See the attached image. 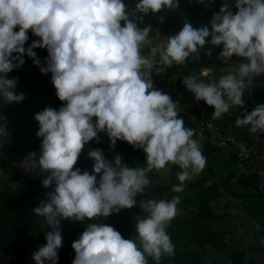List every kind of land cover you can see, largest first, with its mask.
<instances>
[{
	"label": "clouds",
	"instance_id": "obj_1",
	"mask_svg": "<svg viewBox=\"0 0 264 264\" xmlns=\"http://www.w3.org/2000/svg\"><path fill=\"white\" fill-rule=\"evenodd\" d=\"M197 2L207 8L213 0ZM177 8L179 0H136L131 8L125 0H0V98L6 103L24 99L15 92L18 80L7 78V73L25 63V54L40 66L33 51L39 48L47 50L46 64L39 70L51 73L55 96L63 102L58 109L46 106L34 114L40 155L29 152L21 161L25 171L46 173L44 187L54 186L47 200L33 209L52 226L45 233L46 243L31 254L35 264H57L63 247L61 220L88 222L71 243V264H149L148 258L159 264L162 256L175 255L166 229L179 214V195L140 199L146 215L135 218V235L129 238L103 222L137 205L138 196L151 184L149 173L178 167V183L171 191L181 193L185 182L207 165L202 135L193 138L197 132L185 126L177 102L154 86L158 66L166 70L184 65L192 54L199 59L206 43L222 46V61L227 65L236 57L238 66L229 65L209 82L186 76L182 85L213 108L214 119L230 107L239 108L243 115L236 125L248 127L252 134L264 133V103L248 111L244 99L252 82L264 76V0L222 3L210 27L194 28L185 18L178 32L159 41L150 39V24L139 26L150 13ZM156 19L163 23L164 16ZM29 32L39 39L25 47ZM205 55L211 56V51ZM100 132L106 133L110 148L124 141L142 150L144 166L129 167L118 154L109 161L96 148L87 152L94 161L91 173L76 167L85 146L100 142ZM0 134L7 135L6 125Z\"/></svg>",
	"mask_w": 264,
	"mask_h": 264
},
{
	"label": "trees",
	"instance_id": "obj_2",
	"mask_svg": "<svg viewBox=\"0 0 264 264\" xmlns=\"http://www.w3.org/2000/svg\"><path fill=\"white\" fill-rule=\"evenodd\" d=\"M135 2L125 0L130 8ZM225 2L231 5L233 0H213L207 8L197 0H179V8L191 14H213ZM33 51L41 60L40 66H45L47 51L39 48ZM24 60L23 65L7 73V78L18 80L16 87L21 89L24 99L18 103H6L0 98V127L6 125L7 129V135L0 134V170L5 178V184L0 189V264H35L31 254L46 243L45 233L52 230L44 217L36 216L33 212L35 207L40 206L38 199L43 192L42 181L46 173L25 171L8 154H20L24 159L29 152H35L38 158L40 138L35 135L38 122L34 120V114L46 106L58 109L63 102L55 96L51 73L42 74L40 66L33 64L26 54ZM27 67L32 68L33 72H27ZM182 107L192 109V104ZM247 110L251 111L252 108L247 107ZM179 113L185 126L195 129L187 114L184 111ZM242 115L239 108L230 107L224 119L231 124L238 138L249 142L264 141V133L252 134L248 127L236 125V118ZM98 136L100 142L90 141L77 162L76 167L82 171L91 173L94 161L87 156V152L96 148L102 149L109 161L118 154L122 157V163L129 167L144 166L142 150L134 149L124 141H117L113 149L106 133L100 132ZM193 138L199 139L198 135ZM200 143L207 165L198 176L185 182L181 193L171 191V185L178 183L176 172L179 169L169 165L159 173L154 171L148 174L151 184L146 194L138 196L136 206L123 209L119 214L114 213L103 222L113 225L124 238H129L135 235V218L146 215L139 206L140 199H171L179 195V214L166 229L175 245V255L162 256L159 264H256L261 258L264 260V249L237 251L244 244V239L236 235L233 224L234 220H239L243 226V213L264 226V192L258 186V174L247 170L244 163L238 166L240 160L233 150L218 148L206 136L202 137ZM163 172H167V179L162 178ZM223 196L238 201L242 213L231 217L227 212H214L212 202ZM228 205L226 202L224 206ZM87 223L75 221L67 231L60 226L63 247L59 249L57 264H71L74 258L71 243L79 237ZM238 254H242L241 258H237ZM148 259L149 264H156L151 258Z\"/></svg>",
	"mask_w": 264,
	"mask_h": 264
},
{
	"label": "crops",
	"instance_id": "obj_3",
	"mask_svg": "<svg viewBox=\"0 0 264 264\" xmlns=\"http://www.w3.org/2000/svg\"><path fill=\"white\" fill-rule=\"evenodd\" d=\"M158 15L164 16L163 23H159L157 21L156 16ZM211 17L212 14H191L181 10L180 8H177L171 11L166 10L155 15L150 13L143 17V23H139V26L142 28L150 24L153 28V31L149 34L150 39L159 41L165 39L169 34L178 32L182 27L185 18L192 23L194 28H198L204 25H208L210 27L209 21L211 20ZM206 39L210 40L211 37ZM221 47L222 46H213L210 43H206L204 48L198 53L199 59L195 58L196 54H192L184 65H174L177 76L171 79L172 90L170 95L173 101L177 102L179 111L182 106L187 104L196 105L198 108L204 111L213 109L206 105L203 101H197L194 96L183 87L182 80L186 76L196 75L198 79L209 82L211 79H217L221 74H223L229 65L238 66L239 62L241 61L236 57L229 60L227 65L222 61V59L219 57ZM209 50L211 51V56L205 55V52ZM144 51L147 52V49ZM203 69H206L208 72H210V76L201 75ZM25 70L29 73L33 72V69L30 67H27ZM15 92L23 93L18 87L15 88ZM244 99L245 101L254 100L264 103V76L257 77L252 82L249 88L245 91ZM260 142L264 145V141ZM258 186L261 191L264 192V184H258Z\"/></svg>",
	"mask_w": 264,
	"mask_h": 264
},
{
	"label": "built area",
	"instance_id": "obj_4",
	"mask_svg": "<svg viewBox=\"0 0 264 264\" xmlns=\"http://www.w3.org/2000/svg\"><path fill=\"white\" fill-rule=\"evenodd\" d=\"M38 39L29 32V40L26 42L25 47H28L33 40ZM143 54L146 55L147 52L144 51ZM204 71L207 70L203 69L202 72ZM174 73L175 66L166 70L158 66L154 69L152 75L154 86L170 94L172 90L171 79ZM245 103L246 107L253 108L260 101L247 100ZM180 111H184L193 122L198 136H206L218 148L233 150L240 160L238 166H243V163L246 164L247 170L258 174V184H264V145L260 141L249 142L238 138L234 134L231 124L225 121L224 114L220 119L213 118V109L204 111L196 105H192V109L181 107Z\"/></svg>",
	"mask_w": 264,
	"mask_h": 264
},
{
	"label": "rangeland",
	"instance_id": "obj_5",
	"mask_svg": "<svg viewBox=\"0 0 264 264\" xmlns=\"http://www.w3.org/2000/svg\"><path fill=\"white\" fill-rule=\"evenodd\" d=\"M20 94V93H17ZM9 157H11L13 160H15L16 162H18L21 165V161L23 160L22 156L20 154H16V153H12V154H8ZM35 172V171H33ZM162 178L163 179H167L168 178V174L167 172H163L162 173ZM5 184V178L0 170V189L4 186ZM53 191V188H43V192L41 193L40 198L38 199V204H41L42 202L46 201L48 198V193ZM228 203L229 205L226 207L224 206L225 203ZM213 210L216 213L219 212H227L228 214L231 215V217L241 214L242 212V208L239 206L238 201L233 200L231 198H226L225 196H223V198H219L216 199L213 202ZM245 214L242 213V216H244ZM75 221H71V220H61V224L60 226L65 230H70L72 228V226L74 225ZM233 224L236 226V230L235 233L242 237L244 240V243L247 242V240L249 239L248 234L246 233L244 227L239 223V220H234ZM237 258H241L242 254H238L236 255ZM256 264H264V260L261 258L258 263Z\"/></svg>",
	"mask_w": 264,
	"mask_h": 264
},
{
	"label": "water",
	"instance_id": "obj_6",
	"mask_svg": "<svg viewBox=\"0 0 264 264\" xmlns=\"http://www.w3.org/2000/svg\"><path fill=\"white\" fill-rule=\"evenodd\" d=\"M176 76L177 74L174 73L172 78H175ZM241 221L249 239L240 246L237 251L264 249V226L259 225L248 215L242 216Z\"/></svg>",
	"mask_w": 264,
	"mask_h": 264
}]
</instances>
